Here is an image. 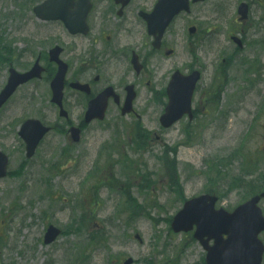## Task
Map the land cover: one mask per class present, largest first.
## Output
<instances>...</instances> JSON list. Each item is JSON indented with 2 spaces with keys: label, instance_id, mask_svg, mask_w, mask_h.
Segmentation results:
<instances>
[{
  "label": "rangeland",
  "instance_id": "1",
  "mask_svg": "<svg viewBox=\"0 0 264 264\" xmlns=\"http://www.w3.org/2000/svg\"><path fill=\"white\" fill-rule=\"evenodd\" d=\"M35 1L18 0L13 3V0H0V88L6 80L9 65L19 69L27 68L33 57L46 52L57 40H37L34 45H27L29 20L26 15ZM226 2L208 0L204 3L201 7L204 11V24L201 25L204 30L209 28L208 22L211 25H230L223 18H228L232 12V6L223 5ZM217 8L220 12H216ZM216 13L221 16L217 21ZM258 13L254 10L253 17ZM224 35V32H220L204 46L200 44L199 38L186 45L182 31L175 34L173 44L180 48L179 52H183L184 59L204 56V84L195 103L200 114L192 124L183 120L160 132L158 116L161 110L159 107L147 109L144 97L140 96L137 106L145 111L142 112L144 123L153 131L154 150L141 157L134 154L129 141L130 136L143 141L145 134L140 129H133L132 124H129L132 118L122 119L115 126L118 111L112 108L106 121L93 123L86 128L84 140L74 146L73 150L66 147V136L54 131L46 139L37 157L26 163L22 139L17 135L19 120L28 116L55 122L59 118L49 105L45 83L26 86L17 94L0 114V147L14 158V164L10 166L13 176L0 181V231L9 238L7 248L3 251L4 256H0V264H123L130 256L135 259L134 264L204 263L205 252L201 244L191 233L173 232L169 221L171 215L182 207L186 198L207 191L219 195V207L232 209L245 201L250 193L264 190V156L250 159L245 155L253 148L264 149V69L260 74L255 72L264 67V49L258 45V49L253 51H248V47L235 51V46L218 43V38H224ZM259 35L261 32L250 36V41ZM254 54L260 56L256 63ZM220 56L221 64L218 66ZM211 78H217L220 84L213 91V96H209L213 112L208 115L205 114V109H208L205 96L211 91ZM33 92H37L36 99L31 98ZM236 93L238 96L234 97ZM201 98L204 102L199 101ZM83 101L78 96L69 97V108L75 121L78 120V112H81L76 104ZM224 102L236 103L233 110L238 121L233 127L230 126L231 120L221 115L220 107ZM252 104L261 111L253 125L247 123L249 117L241 115ZM155 133L161 136V140L156 139ZM115 135L121 141H117L120 143L119 149L128 154L127 167L118 161L120 154L117 152L111 162H107L106 156L98 158V152L107 140H117ZM178 141L181 146L176 150L164 155L157 154L166 144ZM64 147L63 164L51 175L54 198L42 196L41 199L36 193L39 178L35 169L50 168L53 162L61 159L55 151ZM71 152L72 158L66 162ZM98 160L103 168L100 173L102 178L107 179L110 170H114L125 179L120 180L121 185H124L127 180L124 174L129 172L141 180L143 189H153L150 194L143 193L133 180L132 191L145 209L149 210L151 217L145 214L136 216L132 203L123 204L124 196L116 193L119 186L114 190L103 186L98 195L84 189L87 175L84 174L89 168V171L94 168ZM177 160L180 162L175 164ZM204 160L209 167L207 170H204ZM249 160L261 161L250 164ZM25 163L23 171L21 168ZM145 163L147 171L153 175V181L151 174L140 172V164ZM164 164L168 165V172ZM250 173L258 176L251 178L248 176ZM168 179L173 181L171 192L168 190ZM40 180L46 183L44 179ZM45 189L42 186L41 192ZM77 196L84 200L91 198L90 205L78 207ZM14 201L21 206L20 210L10 220L1 223L6 216L4 207L14 206ZM49 204H55L58 208L51 215H48ZM49 222L57 223L65 234L55 243L46 245L44 234ZM137 233L142 241L135 238ZM93 237L101 238L103 242L93 241Z\"/></svg>",
  "mask_w": 264,
  "mask_h": 264
},
{
  "label": "flooded vegetation",
  "instance_id": "2",
  "mask_svg": "<svg viewBox=\"0 0 264 264\" xmlns=\"http://www.w3.org/2000/svg\"><path fill=\"white\" fill-rule=\"evenodd\" d=\"M79 0H74L78 3ZM157 0H89L87 34H71L62 21H58L62 37L55 45L62 47L61 57L68 63V78L89 82L93 85L102 78H171L169 68L159 65L158 56L169 59L175 54L170 46L173 24L168 27L159 49L153 47V38L147 32L143 13L153 10ZM204 19V14H203ZM172 49L171 55L167 50ZM137 54L144 69L137 73L132 59ZM42 63L43 55L39 56ZM204 72V62L202 64ZM45 72L48 68L45 66ZM189 73L190 70H183Z\"/></svg>",
  "mask_w": 264,
  "mask_h": 264
},
{
  "label": "water",
  "instance_id": "3",
  "mask_svg": "<svg viewBox=\"0 0 264 264\" xmlns=\"http://www.w3.org/2000/svg\"><path fill=\"white\" fill-rule=\"evenodd\" d=\"M177 4H179L180 3V1L179 0H176L175 1ZM191 92V91H190ZM190 100V99H189ZM175 115H176V113H175V110L174 109H171V110H169L168 111V113L163 117V118H165L166 117V119L165 120H169V119H167V118H170L171 120H173V118L175 117ZM214 223H216V222H213L212 224V226H214L215 224ZM212 226L211 227H208L207 229L208 230H211L212 229ZM255 229V228H254ZM260 228H258L257 230H259ZM56 230V229H55ZM58 233H59V231L58 230H56L55 231V235H58ZM217 252H211L210 253V257H209V259H208V261H209V264H214L215 263V261L214 260H216L217 259ZM214 259V260H213ZM132 262V259H129L128 261H126V263L125 264H130ZM216 264V263H215ZM251 264H259V262L258 261H255L254 259H251Z\"/></svg>",
  "mask_w": 264,
  "mask_h": 264
}]
</instances>
